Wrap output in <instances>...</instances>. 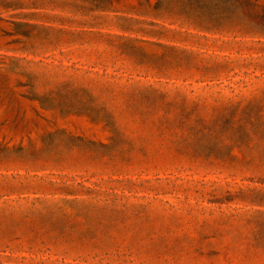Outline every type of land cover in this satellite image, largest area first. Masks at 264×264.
Instances as JSON below:
<instances>
[{"label":"rangeland","instance_id":"1","mask_svg":"<svg viewBox=\"0 0 264 264\" xmlns=\"http://www.w3.org/2000/svg\"><path fill=\"white\" fill-rule=\"evenodd\" d=\"M0 264H264V0H0Z\"/></svg>","mask_w":264,"mask_h":264}]
</instances>
